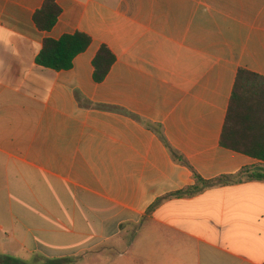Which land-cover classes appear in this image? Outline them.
I'll return each instance as SVG.
<instances>
[{
    "label": "crops",
    "instance_id": "obj_1",
    "mask_svg": "<svg viewBox=\"0 0 264 264\" xmlns=\"http://www.w3.org/2000/svg\"><path fill=\"white\" fill-rule=\"evenodd\" d=\"M43 3L0 0L4 239L76 264H264V181L233 178L264 163L220 144L238 71L264 77V0H57L51 31ZM75 32L92 42L70 69L36 63Z\"/></svg>",
    "mask_w": 264,
    "mask_h": 264
},
{
    "label": "trees",
    "instance_id": "obj_2",
    "mask_svg": "<svg viewBox=\"0 0 264 264\" xmlns=\"http://www.w3.org/2000/svg\"><path fill=\"white\" fill-rule=\"evenodd\" d=\"M62 9L57 0H44L42 7L34 14V22L42 31H51L56 25ZM91 37L83 32L65 34L59 39L46 38L36 57L40 66L57 71L68 70L74 58L91 44ZM116 56L102 46L93 60L94 79L102 82L108 75ZM107 110H120L112 105H97ZM221 146L246 154L264 163V77L241 68L229 103L224 128L220 139ZM178 157V156H177ZM179 160L181 158L178 157ZM198 181H202L199 177ZM238 182L264 181V165L244 168L233 177ZM205 185L211 182L203 181ZM195 185L188 188V194L200 191ZM185 191L176 193L181 196Z\"/></svg>",
    "mask_w": 264,
    "mask_h": 264
},
{
    "label": "rangeland",
    "instance_id": "obj_3",
    "mask_svg": "<svg viewBox=\"0 0 264 264\" xmlns=\"http://www.w3.org/2000/svg\"><path fill=\"white\" fill-rule=\"evenodd\" d=\"M80 259H82L81 264H89L88 261H83V258ZM74 260L71 257L69 260L52 261L39 255L28 254L16 247L13 243L6 241L4 234L0 233V264H76Z\"/></svg>",
    "mask_w": 264,
    "mask_h": 264
}]
</instances>
